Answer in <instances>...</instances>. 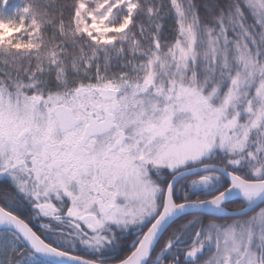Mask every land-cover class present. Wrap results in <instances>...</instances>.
<instances>
[{"label": "snow or ice", "instance_id": "snow-or-ice-1", "mask_svg": "<svg viewBox=\"0 0 264 264\" xmlns=\"http://www.w3.org/2000/svg\"><path fill=\"white\" fill-rule=\"evenodd\" d=\"M0 177V264H264V0H0Z\"/></svg>", "mask_w": 264, "mask_h": 264}, {"label": "trees", "instance_id": "trees-1", "mask_svg": "<svg viewBox=\"0 0 264 264\" xmlns=\"http://www.w3.org/2000/svg\"><path fill=\"white\" fill-rule=\"evenodd\" d=\"M165 2H167V0H165ZM161 23L164 25V31H163V36L164 38L171 42L175 36V22L171 17H167L166 19H164L163 21H161ZM231 207H235V205H230ZM132 239V237H129V241ZM128 251L127 248H125V251L121 253V255L126 254V252Z\"/></svg>", "mask_w": 264, "mask_h": 264}, {"label": "flooded vegetation", "instance_id": "flooded-vegetation-1", "mask_svg": "<svg viewBox=\"0 0 264 264\" xmlns=\"http://www.w3.org/2000/svg\"><path fill=\"white\" fill-rule=\"evenodd\" d=\"M4 179V177H0V180H3ZM33 224L35 225L36 224V222L34 221L33 222Z\"/></svg>", "mask_w": 264, "mask_h": 264}]
</instances>
